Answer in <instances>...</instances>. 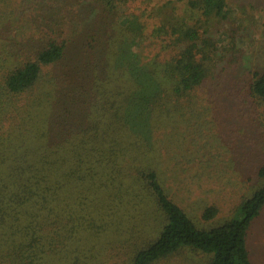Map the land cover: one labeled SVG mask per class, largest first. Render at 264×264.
Here are the masks:
<instances>
[{
    "label": "trees",
    "instance_id": "1",
    "mask_svg": "<svg viewBox=\"0 0 264 264\" xmlns=\"http://www.w3.org/2000/svg\"><path fill=\"white\" fill-rule=\"evenodd\" d=\"M232 24L228 0H0V264H253L264 162L207 228L168 184L233 166L220 126L239 105L213 91L243 53ZM247 95L264 127V67Z\"/></svg>",
    "mask_w": 264,
    "mask_h": 264
},
{
    "label": "rangeland",
    "instance_id": "2",
    "mask_svg": "<svg viewBox=\"0 0 264 264\" xmlns=\"http://www.w3.org/2000/svg\"><path fill=\"white\" fill-rule=\"evenodd\" d=\"M29 1L26 0L27 3ZM228 10L233 23L231 27L238 35L236 48H241L243 53H240L237 63H233L221 73L213 91L217 92L225 87L227 94H234L237 99L229 100L228 96L223 95L221 100L231 101L234 109L239 105L238 118L233 119L227 115V118L222 119L223 126H220L225 147L219 162L232 158L233 166L226 171L228 166L224 163H215L212 167L207 164V167L202 169L207 178L199 183H195L194 173L191 172L179 174L180 183L176 185L168 183L169 192L176 202L197 222L196 224L204 228L214 226L234 215L241 198L248 194L251 185L255 184L254 167L264 162V127L259 124L260 108L251 102L247 95V83L251 73L264 67V0H228ZM226 27L230 25L226 24ZM219 37L224 45L228 44L225 28ZM244 108L250 111L246 112ZM243 116L245 117L242 118ZM227 141L230 144H227ZM260 144H263V149ZM216 169H223L225 172H215ZM182 180L185 182L183 188ZM211 204L218 207V213L213 219L203 221L202 211ZM246 246L252 263L264 264V207L250 224ZM196 253L182 250L167 264H201L203 256Z\"/></svg>",
    "mask_w": 264,
    "mask_h": 264
}]
</instances>
